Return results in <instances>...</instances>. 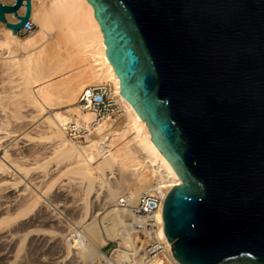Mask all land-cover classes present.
I'll return each mask as SVG.
<instances>
[{"label":"water","instance_id":"1","mask_svg":"<svg viewBox=\"0 0 264 264\" xmlns=\"http://www.w3.org/2000/svg\"><path fill=\"white\" fill-rule=\"evenodd\" d=\"M14 1L0 22L17 34L32 6ZM88 2L121 94L182 179L163 209L173 257L264 264V0Z\"/></svg>","mask_w":264,"mask_h":264},{"label":"bare ground","instance_id":"2","mask_svg":"<svg viewBox=\"0 0 264 264\" xmlns=\"http://www.w3.org/2000/svg\"><path fill=\"white\" fill-rule=\"evenodd\" d=\"M0 1L5 4L15 2ZM31 6V20L39 27L36 35L21 39L19 32L15 34L0 22V38L3 45L10 49L5 60L10 62L8 65H12V69L17 68L14 71L19 70L17 72L26 76L19 96L26 106L50 114L43 123L49 138L57 146L61 156L58 160L62 164L67 161V172L72 171L80 177L77 186L80 185L82 190L89 193L98 185L102 190L107 189L102 199L103 212L97 215L91 213L93 216L90 221L85 220L79 226L81 232H72L74 229L68 228L69 233L74 235L72 238L75 241L86 242L92 252H96L95 248L101 250L100 247L108 241L116 242L117 247L111 256H107L110 259H107L106 264H167L163 258L166 254L173 264H180L172 255L164 230L161 234L167 239L168 245L162 257L145 261L138 259L139 255L134 253L133 244L140 243V247H143L145 243L144 233L143 243L138 233L143 232L140 229L142 220L131 209L120 208L119 199L127 196L130 205L135 206L143 194H160L165 204L170 191L181 185L182 179L152 140L147 122L121 94V80L107 57L104 35L92 4L88 0H31ZM25 12L26 2L18 15L23 16ZM6 18L11 23L19 22L13 13L7 14ZM102 84L113 87L114 95L122 101V113L118 119L106 120L98 125L92 136L87 138V145L80 146L68 139L65 124L71 116H78L88 123L94 119L91 112L82 113L77 104L84 89ZM25 171L10 160L8 152L4 157L0 156V189L13 191L8 197L10 204H0V232L3 233L5 227L9 226L5 238L11 241L16 231L27 230L32 224L23 222L20 225L26 214L14 216L16 212H12L14 214L10 218L4 216L19 200H23L30 211L41 205L50 216L52 202L48 198L49 194L41 192L38 183L30 181ZM95 171L101 175V181H97ZM40 182L43 183V180ZM84 210L89 214L88 206ZM14 227L15 232L12 231ZM127 232L136 236L134 240L126 237ZM21 244L12 264L20 263Z\"/></svg>","mask_w":264,"mask_h":264},{"label":"rangeland","instance_id":"3","mask_svg":"<svg viewBox=\"0 0 264 264\" xmlns=\"http://www.w3.org/2000/svg\"><path fill=\"white\" fill-rule=\"evenodd\" d=\"M38 31L39 27L36 24L34 34H22L20 37L21 39H27L36 35ZM9 51L10 49L3 45V40L0 38V156L4 157L8 152L10 160L15 161L22 169L27 171L28 179L37 182L38 189L41 192H47L52 203H50V216L44 211L45 209H42L41 205L30 211L23 204V200L18 201L19 205L18 203L17 205L16 203L13 204L11 210L7 211L8 216L4 215L6 218L12 216L15 212L16 215L14 214V216L26 214L25 220L20 225L23 222H32V224L30 228L23 231L15 232L18 226L12 228V231L15 232V238L12 241L5 238L6 231L10 230L9 226L5 227L3 233L0 232V264L14 263L21 243L22 252L20 255L22 256L19 260L20 263L16 264H106L107 259H110L107 256H111L112 251L117 247L116 242L108 241L100 247L102 251L95 248L96 252H92L86 242L75 241L72 238L74 235L69 233L68 230L74 229L72 232H81L79 226L85 220L89 219V222L91 216H93L92 214L97 215L103 212L101 210L102 199L105 196L104 194L107 193V189L104 188L103 191L98 185L90 193L84 191V189L82 190L80 185L77 186L80 177L78 178L72 171L67 172V161L63 164L59 161L61 156L57 146L49 138L50 135L43 123L44 119L50 114L47 112L41 113L40 110L28 107L22 102V98L19 96L20 88L23 81L26 80V76L24 77V75L17 72L19 70L14 71L17 68L12 69V65H8L10 62L5 58L9 55ZM8 68L11 70H8ZM66 110L63 109V111ZM76 144L86 146L87 142ZM17 176L20 177L21 175L17 174ZM94 176L97 181L102 180L101 175L96 171ZM110 178L111 176H109ZM40 180H43V183ZM21 188H24V186H21ZM12 192L0 189V204L2 206L10 204L8 203V197ZM85 206H88L89 214L85 212ZM17 211L19 214H17ZM12 212L14 213L12 214ZM138 233L142 236L143 232ZM81 234V236L87 238L83 233ZM126 237L134 240L136 236L134 234L131 236L127 232ZM141 243H143V236ZM83 245L86 248H83ZM133 246L135 247L134 253L139 255L142 248L140 243L133 244ZM168 256L167 254L163 256L164 261L171 264V258H168Z\"/></svg>","mask_w":264,"mask_h":264},{"label":"built area","instance_id":"4","mask_svg":"<svg viewBox=\"0 0 264 264\" xmlns=\"http://www.w3.org/2000/svg\"><path fill=\"white\" fill-rule=\"evenodd\" d=\"M35 31L36 25L30 18L19 34L29 35ZM77 105L82 113L91 112L94 119L88 123L78 116L70 117L64 128L68 139L75 143L87 142V138L92 136L98 125L106 120H115L123 110L122 101L114 95L113 87L109 84L84 89ZM163 204L164 199L160 194H143L138 198L135 206L130 205L127 196L119 199L120 208L131 209L142 220L140 229L144 233L145 243L138 259L155 260L162 257L167 250V239L161 234L164 230V223L161 219Z\"/></svg>","mask_w":264,"mask_h":264}]
</instances>
